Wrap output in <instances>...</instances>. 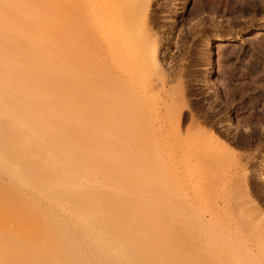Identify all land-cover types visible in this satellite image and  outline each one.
<instances>
[{
  "label": "bare ground",
  "instance_id": "6f19581e",
  "mask_svg": "<svg viewBox=\"0 0 264 264\" xmlns=\"http://www.w3.org/2000/svg\"><path fill=\"white\" fill-rule=\"evenodd\" d=\"M103 3L98 39L126 40L117 0ZM68 5L0 0V264H242L227 239L238 230L232 224L227 236H216L171 198L149 199V130L138 126L145 115L132 95L100 94L101 75L85 89L89 75L75 57L84 58V49L74 64L69 53L70 41L86 35L63 26L70 24ZM71 73L75 82L86 77L76 89ZM105 111L121 134L109 128L104 148ZM223 202L215 207L219 221L230 207Z\"/></svg>",
  "mask_w": 264,
  "mask_h": 264
},
{
  "label": "rangeland",
  "instance_id": "374dc122",
  "mask_svg": "<svg viewBox=\"0 0 264 264\" xmlns=\"http://www.w3.org/2000/svg\"><path fill=\"white\" fill-rule=\"evenodd\" d=\"M103 2L69 0L70 24L63 26L88 41H70V59L85 55L75 56L84 62L74 58L73 64L85 63L78 70L89 75L76 82L91 90L101 75L100 94L111 90L138 100L135 109L145 115L138 126L149 130V140L143 138L154 189L149 199L171 198L185 217L195 216L209 231L213 226L216 236H227L232 224L238 230L227 239L234 257L256 264L258 256L264 258V0H117L128 40L108 42L99 40ZM105 116L112 119L105 111L104 148L107 130L115 129ZM187 196L189 205L183 203ZM219 201L230 204L221 221L214 216Z\"/></svg>",
  "mask_w": 264,
  "mask_h": 264
}]
</instances>
